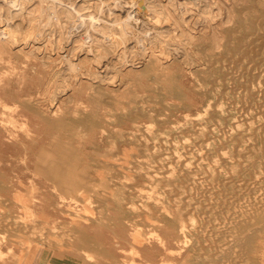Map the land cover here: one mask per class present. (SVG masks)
Returning a JSON list of instances; mask_svg holds the SVG:
<instances>
[{
    "label": "rangeland",
    "instance_id": "obj_1",
    "mask_svg": "<svg viewBox=\"0 0 264 264\" xmlns=\"http://www.w3.org/2000/svg\"><path fill=\"white\" fill-rule=\"evenodd\" d=\"M53 1L0 0V264H22L35 251H77L90 239L100 245L80 249L88 260L100 254L116 264H264V215L253 216L264 206V63L246 75L236 71L237 55L227 45L229 33L237 43L253 32L247 20L258 11H241L252 0L211 2L213 13L220 14L214 22L202 19L205 0L190 3L187 20H178L175 12L185 8V0H179L163 23L170 33L160 41L145 39L143 59L137 56L136 37L123 39L117 33L130 2L141 0ZM144 1L168 9L172 0ZM16 28L24 29L14 33Z\"/></svg>",
    "mask_w": 264,
    "mask_h": 264
},
{
    "label": "bare ground",
    "instance_id": "obj_2",
    "mask_svg": "<svg viewBox=\"0 0 264 264\" xmlns=\"http://www.w3.org/2000/svg\"><path fill=\"white\" fill-rule=\"evenodd\" d=\"M4 1H6V0H4ZM10 1V3H12L11 1L12 0H9ZM51 1H53V0H51ZM85 1V0H84ZM101 1V0H100ZM118 1H120V0H118ZM118 1H116V2H118ZM130 1V0H129ZM128 1V2H129ZM142 1V0H141ZM141 1H138V3H137V1H135V2H130L131 4L128 6V8H126L125 9V11H126V13H125V18L123 19V21H121L122 22V26L119 28V30L117 31V33L119 34V36L121 37V38H123V39H127V38H129V37H134V40H135V37H136V39H137V43L138 44H136L137 45V56H138V59H143L144 58V56H146V50L144 51V40L145 39H147V38H149V37H153V39H154V41H160V40H162V38H164V35H166V33L167 34H169L170 33V29L169 28H166L164 25H163V23H165L166 22V13L167 14H171L170 12H172L171 10H173L174 12L176 11V5L177 4H179L178 2H179V0H172L171 1V3L169 4V7H168V9L167 8H164V7H159L157 4H155V3H153L154 1H152V3L151 2H148V3H145V1H144V3H142ZM194 1H196V0H185L184 2L185 3H183L184 5H183V7H185V8H183V12H178V11H176L175 13H177V14H175V16L176 17H178L177 19L178 20H180V21H182V22H185L186 20H187V18H186V16L184 15L186 12H188V5L190 4V3H193ZM200 1V3H203V2H201V1H204V0H199ZM222 0H205L204 1V5H203V9H202V19L204 20V21H212V22H214V21H216V19H217V17H219V15H217V14H214L213 13V9L209 6L210 4H211V2H214V3H217L218 5H219V2H221ZM14 2H17V1H14ZM13 2V3H14ZM54 2V1H53ZM103 2V1H102ZM116 2H114L113 1V3H116ZM257 2H258V0H252V2H251V4H249V5H247V6H245V7H243L242 9L241 8H239V9H241V11H243V10H247V12L249 11V10H251L252 8H255L254 10H257L258 11V14L257 15H255V14H253V15H251V17L247 20L249 23H250V25H252V28L254 29L253 30V32H251V33H247V34H244L242 37H240V38H238V42L237 43H234L233 41H232V37L231 36H233L232 35V31H233V29L232 28H228V32H232V33H229L230 34V38H228V39H226V40H228L227 41V45L229 46V48L228 49H230V50H232L234 53H235V55H237L236 57L234 56V60H233V63L235 64V67L237 68V70L236 71H239V72H241V73H243V71H244V73L243 74H245V71H248V72H250V69H252L253 68V66L255 67V65H257L258 66V64L259 63H264V5L262 4V5H258L257 4ZM4 3V2H3ZM8 3V2H7ZM6 3V4H7ZM20 3V2H19ZM64 3V2H63ZM21 4V3H20ZM49 4V3H48ZM119 4V3H118ZM129 4V3H128ZM60 5H61V3H60ZM108 5V4H107ZM122 5V4H121ZM127 5V4H126ZM199 5V4H198ZM202 5V4H201ZM12 6V5H11ZM15 6H17V5H15ZM15 6H13L14 8H15ZM56 6V5H55ZM54 6V7H55ZM119 6V5H118ZM118 6L117 7H114V8H118ZM124 6H125V4H124ZM10 7V6H9ZM19 7V6H18ZM89 7V6H88ZM10 8H12V7H10ZM42 8V7H41ZM106 8V7H105ZM109 8V7H108ZM187 8V9H186ZM121 9V8H120ZM194 9V8H193ZM217 9V8H216ZM185 10V11H184ZM21 11V10H20ZM99 11H100V9H99ZM240 11V10H239ZM93 12H94V10H93ZM92 12V13H93ZM110 11H108V13H109ZM91 13V12H90ZM90 13L88 14V15H90ZM111 13V12H110ZM109 13V14H110ZM108 14V15H109ZM114 14V13H113ZM17 15H19V14H17ZM106 15V14H105ZM239 15H241L240 14V12H239ZM2 16V15H1ZM107 16V15H106ZM90 17V16H89ZM112 16H109V18H111ZM115 17H116V15H115ZM243 17V15L240 17V19L241 20H239V21H241L242 23L245 21V19L244 18H242ZM50 18V17H49ZM118 18V17H117ZM228 18V17H227ZM2 19V18H1ZM99 19V18H98ZM239 18H237V20H238ZM114 20H116V18L114 19ZM197 20V19H196ZM235 20V19H234ZM9 20H7V22H8ZM77 21V20H76ZM84 21V20H83ZM150 21L152 22V24H150ZM199 21V20H198ZM227 21H229V23L230 22H232V19L231 18H229ZM31 22V21H30ZM195 22V21H194ZM15 23H17V21L15 22ZM28 23V22H27ZM98 23V22H97ZM113 23V22H112ZM119 23V21H116V24H118ZM8 24V23H7ZM17 24H19V23H17ZM31 24V23H30ZM74 24V23H73ZM115 24V25H116ZM201 24V23H200ZM9 25V24H8ZM13 25V24H12ZM22 25V24H21ZM44 25V24H43ZM50 25V24H49ZM83 25V24H82ZM82 25H79V26H82ZM92 25V24H91ZM112 25V24H111ZM114 25V24H113ZM196 25V24H195ZM212 25V24H211ZM5 26V25H4ZM19 26V25H18ZM226 26V25H225ZM75 27V26H74ZM5 28V27H4ZM8 28H9V26H8ZM13 28V27H12ZM47 27H45V29H46ZM79 28V27H78ZM77 28V29H78ZM82 28V27H81ZM80 28V29H81ZM115 28H117V27H115ZM186 28V27H185ZM226 28V27H225ZM244 28V27H243ZM17 29L18 28H16V31H14V33L15 32H17V33H19V32H21L24 28H22V30H20L19 32L17 31ZM20 29V28H19ZM18 29V30H19ZM80 29H78V30H80ZM83 29V28H82ZM8 30V29H7ZM11 30V29H10ZM43 29H41V31H42ZM53 30V29H52ZM71 30V29H70ZM111 30H113V28L111 27ZM111 30H107V31H111ZM45 31V30H44ZM48 31V30H47ZM55 31V30H54ZM190 31V30H189ZM236 31H237V29H236ZM236 31H234V32H236ZM11 32V31H10ZM23 32V31H22ZM21 32V33H22ZM48 32H50V34H51V31H48ZM1 33H3L2 31H1ZM7 33H9V32H7ZM7 33H4V35L5 34H7ZM13 33V34H14ZM16 33V35H18ZM72 33V32H71ZM111 33V32H110ZM11 33H9V35H10ZM13 34H11V36L13 35ZM25 34V33H24ZM74 34H76V33H74ZM117 34V35H118ZM2 35V34H1ZM8 35V36H9ZM16 35H14V36H16ZM27 35V34H26ZM57 35H58V33H57ZM10 36V38H12ZM25 36V35H24ZM63 36V35H62ZM67 36H69V35H67ZM104 36V35H103ZM118 36V37H119ZM168 36V35H167ZM227 36V35H226ZM2 37H3V35H2ZM112 37V36H111ZM236 37V36H235ZM0 38H1V36H0ZM23 38V37H22ZM52 38V37H51ZM68 38V37H67ZM70 38V37H69ZM90 38V37H89ZM242 38V39H241ZM2 39V38H1ZM35 39V38H34ZM41 38H39L38 40H40ZM43 39V38H42ZM74 39V38H73ZM107 39V38H106ZM112 39V38H111ZM122 39V40H123ZM129 39H132V38H129ZM3 40V39H2ZM16 40V39H15ZM37 40V41H38ZM44 40H45V38H44ZM108 40V39H107ZM151 40V39H150ZM184 40V39H183ZM225 40V41H226ZM29 41H30V39H29ZM36 41V40H35ZM54 41V40H53ZM68 41H70V40H68ZM92 41V40H91ZM97 41H99V40H97ZM106 41V40H105ZM152 41V40H151ZM165 40H163V42H164ZM181 41V40H180ZM20 42V41H19ZM44 42V41H43ZM71 42V41H70ZM113 42V41H112ZM125 42V41H124ZM146 42V41H145ZM27 43V42H26ZM39 43V42H38ZM109 43V42H108ZM116 43V42H115ZM126 43V42H125ZM153 43V42H152ZM219 42L215 39L214 40V44H218ZM85 44H87V43H85ZM124 44V43H123ZM176 44V43H175ZM199 45H200V43H198ZM11 45V44H10ZM21 45V44H20ZM19 45V46H20ZM186 45V44H185ZM197 45V44H196ZM207 45V44H206ZM27 46V45H26ZM68 46V45H67ZM124 46H125V44H124ZM131 46V45H130ZM133 46V45H132ZM147 46V45H146ZM182 46V45H181ZM209 46V45H208ZM225 46V45H224ZM13 47V46H12ZM89 47H91V46H89ZM210 47V46H209ZM63 48H64V46H63ZM165 48H166V46H165ZM175 48V47H174ZM203 48V47H202ZM201 48V49H202ZM61 49H62V47H61ZM73 50H74V48H72ZM83 49V48H82ZM64 50V49H63ZM177 50V49H176ZM82 51V50H81ZM203 51V50H202ZM231 51V52H232ZM92 52V51H91ZM171 52H173V51H171ZM182 52V51H181ZM187 52V51H186ZM188 53V52H187ZM186 53V54H187ZM217 53V52H216ZM92 54V53H91ZM111 54V53H110ZM203 54V53H202ZM233 54V53H232ZM95 54L93 53V55L92 56H94ZM128 55V54H127ZM174 55V54H173ZM177 56V55H176ZM181 56V55H180ZM188 56V55H187ZM249 57V62H247V63H244V58L245 57ZM94 57H96V56H94ZM98 57V56H97ZM219 57H221V56H219ZM224 57V56H223ZM66 58V57H65ZM207 58H208V56H207ZM45 59V58H44ZM209 59V58H208ZM217 59V58H216ZM104 60V59H103ZM210 60V59H209ZM214 60V59H213ZM224 60V59H223ZM230 60V59H229ZM245 60H246V58H245ZM247 60V61H248ZM69 61L71 62V60L69 59ZM195 61V60H194ZM222 61V60H221ZM220 61V62H221ZM231 61V60H230ZM211 62V61H210ZM214 62H215V60H214ZM45 63V62H44ZM212 63V62H211ZM222 63V62H221ZM68 64V63H67ZM110 64V63H109ZM120 64V63H119ZM140 64V63H139ZM206 64V63H205ZM217 64V63H216ZM232 64V63H231ZM230 64V65H231ZM134 65V64H133ZM183 65H185V64H183ZM192 65H195V64H192ZM211 65V64H210ZM212 65H214V64H212ZM211 65V66H212ZM226 65V64H225ZM77 66V65H76ZM96 66V65H95ZM223 66V65H222ZM233 66V65H232ZM231 66V67H232ZM63 67V66H62ZM70 67H74V68H76L75 67V64H73V63H71L70 64ZM101 67V66H100ZM200 67V66H199ZM205 67H207V66H205ZM226 67V66H225ZM228 67V66H227ZM102 68V67H101ZM100 68V69H101ZM162 68V67H161ZM194 68V67H193ZM211 68V67H210ZM229 68V67H228ZM227 68V69H228ZM233 69H236V68H234V67H232ZM232 69V70H233ZM254 69V68H253ZM252 69V70H253ZM259 69V68H258ZM32 70L35 72V70L32 68ZM209 70V69H208ZM229 70V69H228ZM231 70V71H232ZM113 71V70H112ZM204 71V70H203ZM202 71V72H203ZM220 71H222V69L220 70ZM262 71H263V69H262ZM105 72V71H104ZM103 72V73H104ZM107 72V71H106ZM233 72H235L234 70L232 71V74H233ZM238 72V73H239ZM247 72V73H248ZM253 72V71H252ZM258 72V71H257ZM61 73V72H60ZM116 73V72H115ZM199 74H200V72H198ZM214 73V72H213ZM237 73V72H236ZM246 73V74H247ZM99 74V73H98ZM106 74V73H105ZM215 74V73H214ZM228 74V73H227ZM245 74V75H246ZM253 73H251V75H252ZM225 75V74H224ZM234 75V74H233ZM258 75V74H257ZM64 76V75H63ZM111 76V75H110ZM210 76V75H209ZM228 75H226V76H224V77H227ZM229 76H231V74L229 75ZM239 76H240V74H239ZM83 77V76H82ZM192 77V76H191ZM233 76H231L230 78H232ZM237 77V76H236ZM246 76H244V78H245ZM257 77H259V75L257 76ZM64 78V77H63ZM68 78V77H67ZM70 78V77H69ZM77 78V77H76ZM112 78V77H111ZM66 79V78H65ZM95 79V78H94ZM107 79H109V78H107ZM217 79H218V77H217ZM216 79V80H217ZM238 79V78H237ZM77 80V79H76ZM106 80V79H105ZM176 81H177V79H175ZM201 80V79H200ZM223 80H225V79H223ZM256 80V79H255ZM264 80V79H263ZM263 80H262V82H263ZM175 81V82H176ZM204 81V80H203ZM211 81V80H210ZM234 81V80H233ZM238 81V84L240 83L239 82V79L237 80ZM245 81H246V79H245ZM250 81H251V78H250ZM95 82V81H94ZM179 82V81H178ZM216 82V81H215ZM177 83V82H176ZM175 83V84H176ZM201 83H202V81H201ZM225 83V82H224ZM234 83V82H233ZM242 83V82H241ZM244 83V82H243ZM242 83V84H243ZM248 83H249V81H248ZM100 84V83H99ZM213 84H215V83H213ZM231 84H232V82H231ZM245 84V83H244ZM249 84H251V83H249ZM263 84H264V82H263ZM262 84V85H263ZM225 85V84H224ZM240 85V84H239ZM102 86H104V85H102ZM179 86V85H178ZM214 86V85H213ZM212 86V87H213ZM236 85H234V87H235ZM242 86H244V85H242ZM249 86H251V85H249ZM238 87H241V86H238ZM69 88V87H68ZM186 88V87H185ZM230 88H231V86H230ZM237 88V87H236ZM235 88V90L236 91H238V89H236ZM244 88H245V86H244ZM251 88H252V86H251ZM157 89H159V88H157ZM183 90V89H182ZM190 90V89H189ZM208 90V89H207ZM234 90V89H233ZM257 90H258V88H257ZM213 91H214V89H213ZM251 91V90H250ZM255 91V90H254ZM202 92V91H201ZM204 92V91H203ZM222 92V91H221ZM243 92H244V89H243ZM262 92H263V90H262ZM54 93V92H53ZM61 93H63V92H61ZM56 94V93H55ZM223 94H224V92H223ZM235 94H236V92H235ZM235 94H234V97H235ZM244 94V93H243ZM243 94H242V96H243ZM250 94H252L251 92H250ZM255 94V93H254ZM57 95H59V94H57ZM262 95V94H261ZM224 97H225V95H223ZM263 96V95H262ZM261 96V97H262ZM103 97H105V96H103ZM219 97V96H218ZM217 97V98H218ZM245 97V96H244ZM253 97V96H252ZM252 97H250V98H252ZM151 98V97H150ZM236 98V97H235ZM243 98V97H242ZM254 98L256 99V96H254ZM259 98V97H258ZM263 98H264V96H263ZM101 99V98H100ZM144 99V98H143ZM225 99V98H224ZM103 100H106L105 98L103 99ZM102 100V101H103ZM145 100V99H144ZM153 100V99H152ZM218 100V99H217ZM220 100V99H219ZM245 100V98L243 99V101ZM264 100V99H263ZM40 101V100H39ZM50 101H52V100H50ZM224 101V100H223ZM236 101V100H235ZM138 102V101H137ZM212 102V101H211ZM237 102V101H236ZM246 102H247V100H246ZM251 102V101H250ZM33 103V102H32ZM229 103H231V102H229ZM233 103V102H232ZM249 103V102H248ZM257 103V102H256ZM262 104L264 103L263 101L261 102ZM57 104V103H56ZM221 104V103H220ZM259 104V103H258ZM230 105V104H229ZM243 105V104H242ZM248 105H250V107H252L251 106V104H248ZM248 105H246V106H248ZM214 106V105H213ZM234 106V105H233ZM245 106V107H246ZM262 106V105H261ZM52 107V106H51ZM147 107V106H146ZM215 107V106H214ZM242 107L243 106H241V109H242ZM249 106L247 107V108H250ZM259 107V106H258ZM218 109H219V107H217ZM220 108H221V105H220ZM227 108V107H226ZM240 108V107H239ZM148 109H151V108H148ZM147 109V110H148ZM187 109V108H186ZM233 109H234V107H233ZM138 110H139V107H138ZM215 110L217 111V109L215 108ZM222 110V109H221ZM227 110V113H228V109H226ZM247 111H248V109H246ZM245 110V111H246ZM255 110V109H254ZM258 110H260V108L258 109ZM263 110V109H262ZM211 112V111H210ZM237 112H239V110L237 109ZM259 113L261 114V110L259 111ZM258 113V114H259ZM153 114H155L154 112H153ZM212 114V113H211ZM242 114V113H241ZM263 114V113H262ZM117 115V114H116ZM143 115V114H142ZM248 115V114H247ZM132 116V115H131ZM203 116V115H202ZM117 117V116H116ZM192 117V116H191ZM198 117V116H197ZM227 117L228 116H226V118H225V120L227 119ZM238 117V116H237ZM244 117V116H243ZM242 117V118H243ZM254 117H256V115L254 116ZM193 118H195V117H193ZM213 118V117H212ZM259 118V117H258ZM264 118V117H263ZM244 119H246V118H244ZM195 120H196V118H195ZM213 120V119H212ZM235 120V119H234ZM238 120H243V119H238ZM237 120V121H238ZM247 120V119H246ZM250 120V119H249ZM95 121V120H94ZM207 121V120H206ZM158 122V121H157ZM214 122V121H213ZM226 122H227V120H226ZM240 123H242V121H239ZM238 122V123H239ZM256 122V121H255ZM163 123V122H162ZM167 123H169V122H167ZM171 123V122H170ZM237 122H236V124H238ZM254 123V122H253ZM159 124V123H158ZM235 124V123H234ZM233 124V125H234ZM246 124V123H245ZM262 124H264V123H262ZM173 125V124H172ZM195 125H197V124H195ZM247 125V124H246ZM258 126V125H257ZM160 127V126H159ZM195 127V126H194ZM198 126H196V128H197ZM247 127H249L248 125H247ZM246 127V128H247ZM141 129H142V127H140ZM224 128V127H223ZM225 128H227V126L225 127ZM235 128V127H234ZM233 128V129H234ZM239 128V127H238ZM250 128V127H249ZM201 129V128H200ZM206 129V128H205ZM209 129H210V127H209ZM214 129V128H213ZM221 130H223L222 128H220ZM262 129H264L263 127H262ZM143 130L144 129H142V132H143ZM196 130V129H195ZM220 130V131H221ZM231 130V129H230ZM256 130V129H255ZM154 131V130H153ZM201 131V130H200ZM227 131H228V129H227ZM227 131H226V134H227ZM232 131V130H231ZM234 131H235V129H234ZM257 131V130H256ZM149 132V131H148ZM152 132V131H151ZM155 132V131H154ZM233 132V131H232ZM239 132H240V130H239ZM254 132V131H253ZM178 133V132H177ZM184 133V132H183ZM210 133V132H209ZM209 133H207V134H209ZM222 133V132H221ZM185 134V133H184ZM206 134V135H207ZM211 134H212V132H211ZM225 134V135H226ZM261 134H262V132H261ZM142 135V134H141ZM179 135V134H178ZM214 135V134H213ZM221 135V134H220ZM249 135V134H248ZM252 135V134H251ZM138 136V135H137ZM150 136V135H149ZM256 136V135H255ZM143 137V136H142ZM171 137V136H170ZM206 137V136H205ZM228 137V136H227ZM227 137H226V139H227ZM193 138V137H192ZM236 138V137H235ZM254 138H256V137H254ZM263 138V137H262ZM127 139V138H126ZM150 139V138H149ZM160 139V138H159ZM184 139V138H183ZM182 139V140H183ZM185 139H187V138H185ZM189 139V138H188ZM210 139H212V138H210ZM219 139H220V136H219ZM145 140V139H144ZM152 140V139H151ZM193 140V139H192ZM209 140V139H208ZM232 140V139H231ZM249 140H250V138H249ZM255 140H257V139H255ZM254 140V141H255ZM261 140H263V139H261ZM140 141H141V139H140ZM159 141H162V139L161 140H159ZM171 141V140H170ZM185 141V140H184ZM183 141V142H184ZM189 141V140H188ZM187 141V142H188ZM207 141V140H206ZM221 141V140H220ZM228 141V140H227ZM230 141V140H229ZM258 141V140H257ZM127 142V141H126ZM150 142V141H149ZM180 142H181V140H180ZM198 142H199V140H198ZM161 143V142H160ZM171 143V142H170ZM189 143V142H188ZM263 143V142H262ZM150 144H152L151 142H150ZM154 144V143H153ZM198 144V143H197ZM197 144H196V146H197ZM221 144V143H220ZM240 144V143H239ZM249 144V143H248ZM257 144V143H256ZM256 144H254V146L256 145ZM142 145H143V143H142ZM225 146H226V144H224ZM150 146V145H149ZM169 146V145H168ZM219 146H221V145H219ZM234 146V145H233ZM237 146V145H236ZM261 146L263 147L264 145L263 144H261ZM170 148H171V145L169 146ZM183 147H185L186 148V146H183ZM238 147V146H237ZM149 148H151V146L149 147ZM162 148V147H161ZM190 148H191V146H190ZM189 148V149H190ZM193 148V147H192ZM192 148H191V150H192ZM195 148V147H194ZM197 148H199L200 149V147L198 146ZM203 148V147H202ZM207 148H208V146H207ZM221 148V147H220ZM246 148V147H245ZM250 148V147H249ZM264 148V147H263ZM118 149H119V147H118ZM180 149H182V148H180ZM184 149V148H183ZM218 149H219V147H218ZM235 149H237V148H235ZM152 150V149H151ZM171 150V149H170ZM194 150H196V149H194ZM203 149H201V151H202ZM215 150H216V148H215ZM220 150V149H219ZM228 150V149H227ZM234 150V149H233ZM242 150V149H241ZM193 151V150H192ZM198 151V150H197ZM197 151H195V152H197ZM224 151V150H223ZM250 151V150H249ZM170 152H172V150L170 151ZM186 152V151H185ZM188 152V151H187ZM191 152V151H190ZM199 152V151H198ZM202 152H204V151H202ZM217 152H219V151H217ZM222 152V151H221ZM227 152V151H226ZM251 152V151H250ZM141 153V152H140ZM153 153V152H152ZM172 153H175V152H172ZM181 153V152H180ZM189 153V152H188ZM205 153H207V151L205 152ZM234 153H236V151L234 152ZM247 153V152H246ZM249 153V152H248ZM163 154V153H162ZM167 154V153H166ZM182 154H183V152H182ZM195 154V153H194ZM200 154V153H199ZM208 154V153H207ZM237 154V153H236ZM243 154H245V153H243ZM164 155V154H163ZM170 155V154H169ZM168 155V156H169ZM178 155V154H177ZM174 156V159H175V157H178V156ZM208 155H210V153L208 154ZM225 155V154H224ZM229 155V154H228ZM227 155V156H228ZM240 155L242 156V154L240 153ZM246 155V154H245ZM187 156V155H186ZM192 156V155H191ZM200 156H201V154H200ZM204 156V154L202 155V157ZM226 156V157H227ZM262 156H263V154H262ZM180 157V156H179ZM178 157V158H179ZM184 157V156H183ZM199 157V156H198ZM198 157H196L197 158V160L199 159ZM202 157H200V159L199 160H201V161H204V160H202ZM210 157V156H209ZM225 157V156H224ZM244 157V156H243ZM156 158V157H155ZM170 158V157H169ZM177 158V159H178ZM221 158V157H220ZM219 158V159H220ZM257 158V157H256ZM261 158V157H260ZM183 159V158H182ZM181 159V160H182ZM185 159V158H184ZM186 159H189V158H186ZM203 159H204V157H203ZM217 159V158H216ZM226 158H224V160H225ZM230 159V158H229ZM180 160V161H181ZM210 160V159H209ZM223 160V159H222ZM235 160H236V158H235ZM234 160V161H235ZM258 160V159H257ZM185 161V160H184ZM195 161V160H194ZM215 161H217V160H215ZM252 161H254V160H252ZM255 161H256V159H255ZM169 162V164H170V161H168ZM196 162V161H195ZM209 162V161H208ZM242 162V161H241ZM133 163V162H132ZM193 163V162H192ZM215 163V162H214ZM216 163H218V162H216ZM223 163V162H222ZM264 163V162H263ZM262 163V164H263ZM194 164V163H193ZM204 164H205V162H204ZM207 164V163H206ZM243 164V163H242ZM156 165H158V164H156ZM174 165V164H173ZM209 165H210V163H209ZM212 165V164H211ZM214 165H216V164H214ZM213 165V166H214ZM241 165V164H240ZM250 165V164H249ZM264 165V164H263ZM195 166H197L196 164H195ZM199 166V165H198ZM217 166H218V164H217ZM216 166V167H217ZM247 166V164L245 165V167ZM252 166H254V163H253V165ZM255 166H256V164H255ZM174 167V166H173ZM175 167H176V165H175ZM215 167V168H216ZM147 168V167H146ZM169 168V167H168ZM168 168H165L166 170L168 169ZM210 168V167H209ZM248 168V167H247ZM263 168V167H262ZM148 169V168H147ZM156 169V168H155ZM173 169V168H172ZM171 169V170H172ZM164 170V169H163ZM170 170V171H171ZM180 170V169H179ZM216 170V169H215ZM220 170H222L221 168H220ZM168 171V170H167ZM216 171H218V170H216ZM233 171V170H232ZM256 171V170H255ZM178 172V171H177ZM176 172V173H177ZM201 172V171H200ZM221 172H224V171H221ZM228 173H229V170L227 171ZM143 173V172H142ZM151 173V172H150ZM172 173H174L175 174V172H172ZM184 173H185V171H184ZM218 173V172H217ZM239 173V172H238ZM183 174V173H182ZM186 174V173H185ZM184 174V175H185ZM209 174V173H208ZM230 174V173H229ZM200 174L198 173V175L197 176H199ZM210 175V174H209ZM252 175V174H251ZM136 176V175H135ZM139 176V175H138ZM141 176H142V174H141ZM146 176H148V175H146ZM137 177V176H136ZM208 177V176H207ZM217 177H218V175H217ZM230 177H231V175H230ZM229 177V178H230ZM238 177H240V175L238 176ZM253 177V176H252ZM259 178H260V175L258 176ZM202 178V177H201ZM200 178V180L201 181H203L202 179ZM242 178V177H241ZM259 178H257V179H259ZM137 179V178H136ZM153 179V178H152ZM207 179V178H206ZM226 179H228V178H226ZM234 179V178H233ZM253 179V178H252ZM262 179V178H261ZM264 179V178H263ZM183 180V179H182ZM187 180H188V178H187ZM196 180V179H195ZM194 180V181H195ZM197 180H199V179H197ZM214 180V179H213ZM218 180V179H217ZM223 180V179H222ZM206 181V180H205ZM221 181V180H220ZM253 181V180H252ZM254 181H256V180H254ZM261 181V180H260ZM259 181V182H260ZM190 182V181H189ZM204 182V181H203ZM202 182V183H203ZM214 182H215V180H214ZM236 182V181H235ZM237 182H238V180H237ZM257 182V181H256ZM196 184H197V182H195ZM220 183V182H219ZM229 183V182H228ZM243 183H246V181L245 182H243ZM254 183V182H253ZM258 183V182H257ZM163 184V183H162ZM177 184V183H176ZM217 184V183H216ZM227 184V183H226ZM236 184V183H235ZM241 184V183H240ZM161 185V184H160ZM159 185V186H160ZM182 185H183V183H182ZM192 185L193 184H191V187H192ZM215 185V184H214ZM244 185V184H243ZM249 185V184H248ZM250 185H251V183H250ZM199 186V185H198ZM203 186V185H202ZM205 186V185H204ZM203 186V187H204ZM211 186V185H210ZM236 186H238V185H236ZM255 186H256V184H255ZM262 186H264V185H262ZM161 187H162V185H161ZM208 187H209V185H208ZM254 187V186H253ZM253 187L251 188V189H253ZM260 187V186H259ZM167 188V187H166ZM196 188H198V187H196ZM205 188H207V186L205 187ZM219 188H221V187H219ZM227 188H228V186H227ZM234 188H236V187H234ZM243 188V187H242ZM168 189V188H167ZM177 189V188H176ZM175 189V190H176ZM187 189V188H186ZM203 189V188H202ZM208 189V188H207ZM211 189H212V187H211ZM222 189V188H221ZM220 189V190H221ZM249 189V188H248ZM255 189V188H254ZM160 190H162V189H160ZM203 190H206V189H203ZM202 190V191H203ZM209 190L210 189H208V192H209ZM247 190V189H246ZM257 190H258V188H257ZM262 190V189H261ZM164 191V190H163ZM179 191V190H178ZM196 191V190H195ZM198 191V190H197ZM196 191V192H197ZM227 191V190H226ZM235 191V190H234ZM236 191H238V190H236ZM235 191V192H236ZM244 191H245V189H244ZM243 191V192H244ZM251 191H253V190H251ZM131 192V191H130ZM161 191H159L158 190V193H160ZM195 192V193H196ZM199 192V191H198ZM205 192H207V191H205ZM215 192H217V191H215ZM222 192V191H221ZM248 192V191H247ZM262 192V191H261ZM261 192H259V193H261ZM133 193V192H132ZM139 193V192H138ZM167 193V192H166ZM224 193V195H225V192H222L221 194H223ZM226 193H228V192H226ZM253 193V192H252ZM263 193V192H262ZM135 194H136V192H135ZM186 194H187V191H186ZM193 194V193H192ZM205 195H206V193H204ZM208 194V193H207ZM235 194V193H234ZM243 194V193H242ZM254 194V193H253ZM253 194H251L250 195V197L253 195ZM139 195V194H138ZM143 195V194H142ZM165 195V194H164ZM189 195V194H188ZM196 195H198V194H196ZM214 195H215V193H214ZM245 195V194H244ZM260 195V194H259ZM259 195H257V196H259ZM144 196V195H143ZM169 196V195H168ZM173 196V195H172ZM171 196V197H172ZM195 196V194H193V197ZM204 196V195H203ZM231 196H233V195H231ZM230 196V197H231ZM240 196V195H239ZM256 196V197H257ZM261 196H263V195H261ZM260 196V197H261ZM171 197H170V200H171ZM187 197V196H186ZM200 198V197H199ZM199 198H196V199H199ZM204 198V197H203ZM213 198V197H212ZM216 198V197H215ZM235 198H237V197H235ZM240 198V197H239ZM245 198V197H244ZM252 198V197H251ZM258 198L259 197H257V201H258ZM262 198V197H261ZM147 199V198H146ZM149 199V198H148ZM161 199V198H160ZM195 199V198H194ZM207 199V198H206ZM219 199H221V198H219ZM232 199H234V198H232ZM240 199H242V195H241V198ZM126 200H129V199H126ZM162 200H163V198H162ZM183 200H185V199H183ZM201 200V199H200ZM223 200H225L224 198H223ZM237 200V199H236ZM235 199H234V201H236ZM252 200V199H251ZM250 200V201H251ZM4 201V200H3ZM136 201H138V200H136ZM226 201H227V199H226ZM226 201H225V203H226ZM247 201V198H246V200H245V202ZM127 202V201H126ZM140 202V201H139ZM185 202V201H184ZM208 203H209V201H207ZM211 202V201H210ZM223 202V201H222ZM222 202H220V203H222ZM242 202V201H241ZM252 202H254V201H252ZM252 202H250V203H252ZM259 202V201H258ZM129 203V202H128ZM152 203V202H151ZM150 203V204H151ZM195 203H197V202H195ZM201 203H203V202H201ZM216 203V202H215ZM219 203V202H218ZM219 203V204H220ZM236 203V202H235ZM248 202H246V204H247ZM262 204H260V205H263V201L261 202ZM164 204V203H163ZM166 204V203H165ZM164 204V205H165ZM128 205H130V204H128ZM137 205V204H136ZM153 205V204H152ZM151 205V206H152ZM161 205V204H160ZM192 205H194V204H192ZM204 205H206V204H204ZM209 205V204H208ZM221 205V204H220ZM220 205H218V206H220ZM232 205V204H231ZM235 204H233V206H234ZM250 205V204H249ZM255 205V204H254ZM132 206V205H131ZM130 206V207H131ZM138 207H139V205H137ZM142 206V205H141ZM174 206V205H173ZM185 206V205H184ZM212 206H213V202H212ZM225 206H226V204H225ZM224 206V207H225ZM236 206V205H235ZM238 206V205H237ZM241 206H242V204H241ZM240 206V207H241ZM259 206V205H258ZM124 207V206H123ZM128 207V206H127ZM132 207H134V206H132ZM131 207V208H132ZM150 207V206H149ZM165 207V206H164ZM172 207V206H171ZM204 207V206H203ZM240 207H238V208H240ZM252 207V206H251ZM257 207V206H256ZM255 207V208H256ZM260 207V206H259ZM258 207V208H259ZM140 208V207H139ZM163 210L166 208H163V206L161 207ZM173 208V207H172ZM194 207L192 206V208H190V209H193ZM213 208H214V206H213ZM217 208V210H218V207H216ZM228 208V207H227ZM229 208H231L230 206H229ZM253 208V207H252ZM148 209V208H147ZM158 209H159V207H158ZM157 209V210H158ZM162 209L160 210V212H162ZM189 209V210H190ZM195 209V208H194ZM237 209V208H236ZM240 209H242V208H240ZM244 209V208H243ZM242 209V210H243ZM248 209H250V207L248 208ZM263 210H261V213L257 210H254V212H253V216L254 217H256V216H261V215H264V206H263V208H262ZM139 210H141V209H139ZM154 210V209H153ZM173 210V209H172ZM222 210H223V208H222ZM224 210H225V208H224ZM252 210V211H253ZM143 211V210H142ZM159 211V210H158ZM166 210H164L163 212H165ZM170 211V210H169ZM220 211H221V208H220ZM238 210H236V212H237ZM244 211V210H243ZM1 212V211H0ZM153 212V211H152ZM157 212V211H156ZM168 212V211H167ZM166 212V213H167ZM173 212V211H172ZM202 212H203V208H202ZM206 212V211H205ZM208 212V211H207ZM215 212V211H214ZM226 212V211H225ZM224 212V213H225ZM232 212V211H231ZM234 212V211H233ZM239 212V211H238ZM12 213V212H11ZM149 213V212H148ZM154 213V212H153ZM174 213V212H173ZM195 213V212H194ZM198 214L200 213V212H197ZM220 213V212H219ZM168 214V213H167ZM188 214V213H187ZM186 214V215H187ZM196 214V213H195ZM194 214V215H195ZM198 214H196V216H198ZM202 214V213H201ZM210 214V213H209ZM216 214H217V211H216ZM231 214V213H230ZM239 214V213H238ZM237 214V215H238ZM244 214H246V213H244ZM248 214V213H247ZM159 215V214H158ZM161 215V214H160ZM170 215V214H169ZM171 215H173L172 213H171ZM219 215V214H218ZM228 215V214H227ZM11 216V215H10ZM185 216V215H184ZM195 216V217H196ZM200 216V215H199ZM207 216V215H206ZM206 216H204V217H206ZM217 216V215H216ZM240 216V219L242 218L241 217V215H239ZM156 217V216H155ZM159 217V216H158ZM161 217V216H160ZM172 217V216H171ZM225 217V216H224ZM2 218H4V215H3V217ZM11 218V217H10ZM207 218V217H206ZM211 218V217H210ZM209 218V219H210ZM213 218V217H212ZM214 218H215V216H214ZM218 218V217H217ZM135 219V218H134ZM189 219V218H188ZM199 219H201L200 217H199ZM228 219V218H227ZM227 219H225V220H227ZM163 220V219H162ZM187 220V219H186ZM206 220V219H205ZM223 220V219H222ZM242 220V219H241ZM248 220V219H247ZM255 220V219H254ZM97 221V220H96ZM197 221V220H196ZM6 222V221H5ZM185 222V221H184ZM191 222V221H190ZM216 222V221H215ZM219 222H220V220H219ZM252 222V221H251ZM255 222V221H254ZM2 223V222H1ZM188 223V222H187ZM193 223V222H192ZM199 223V222H198ZM201 223V222H200ZM205 222H203V225H205L204 224ZM212 223V222H211ZM263 223V222H262ZM6 224V223H5ZM195 224V223H194ZM218 224V223H217ZM223 224V223H222ZM231 224V223H230ZM29 225V224H28ZM215 225V224H214ZM213 225V226H214ZM5 226V225H4ZM16 226V225H15ZM199 226V225H198ZM212 226V227H213ZM216 226V225H215ZM218 226V225H217ZM230 226V225H229ZM1 227H3L2 225H1ZM29 227V226H28ZM187 227V226H186ZM204 227V226H203ZM209 227V226H208ZM211 227V226H210ZM225 227V226H224ZM227 227V226H226ZM3 228H5V227H3ZM190 228V227H189ZM192 228V227H191ZM198 228V227H197ZM221 227L219 226V229H220ZM2 229V228H1ZM19 229V228H18ZM180 229H182V228H180ZM208 229V228H207ZM211 229V228H210ZM187 230H189V229H187ZM201 230H203L202 229V226H201ZM228 230V229H227ZM226 230V231H227ZM54 231H56V230H54ZM198 231H199V229H198ZM191 232V231H190ZM213 232V231H212ZM192 233V232H191ZM204 234V233H203ZM212 234V233H211ZM185 235V234H184ZM201 235V234H200ZM226 235H227V233H226ZM225 235V236H226ZM236 235V234H235ZM35 236H36V234H35ZM202 236V235H201ZM217 236V235H216ZM236 236H239V235H236ZM200 237V236H199ZM205 237H206V235H205ZM145 238V237H144ZM196 238H198V237H196ZM231 238V237H230ZM236 239H237V237H235ZM214 239V238H213ZM229 239V238H228ZM233 238H231V242L234 240H232ZM135 240H140V239H138V237H136V239ZM207 240V239H206ZM216 240L214 239V242H215ZM238 241V240H237ZM244 241V240H243ZM208 242V241H207ZM234 242H235V240H234ZM201 243V242H200ZM228 243V242H227ZM246 243V242H245ZM206 244V243H205ZM217 244H219V243H216V245ZM207 245V244H206ZM214 245H215V243H214ZM220 245V244H219ZM218 245V246H219ZM224 245V247H225V243L223 244ZM230 245V244H229ZM228 245V246H229ZM242 245V244H241ZM212 246V245H211ZM218 246L216 247L217 249H218ZM227 246V248H229ZM239 246H240V244H239ZM246 246V245H245ZM194 247V246H193ZM204 247H205V245H204ZM220 247H222V249H220L219 248V250H222V252L226 249V247H225V249L223 250V246L221 245ZM231 247V246H230ZM233 247V246H232ZM231 247V248H232ZM241 247V246H240ZM244 247V246H243ZM230 248V249H231ZM245 249H246V247H245ZM232 250V249H231ZM234 250V249H233ZM238 251L239 250H237V253H238ZM216 252V251H215ZM217 252H219L218 250H217ZM231 252H233V251H231ZM235 252H236V250H235ZM227 253L228 252H226V256H227ZM203 254V253H202ZM224 254V253H223ZM232 254V253H231ZM239 254V253H238ZM237 254V255H238ZM18 255V254H17ZM204 255V254H203ZM236 255V256H237ZM230 256V255H229ZM235 256V255H234ZM234 256H231V257H234ZM242 256V255H241ZM247 256V255H246ZM202 257V256H201ZM223 257V256H222ZM225 257V256H224ZM228 257V256H227ZM229 258V257H228ZM227 258V259H228ZM250 258V257H249ZM206 260L208 259V258H205ZM212 259V258H211ZM213 259H216V258H213ZM233 259V258H232ZM200 260H202V259H200ZM210 260V259H209ZM224 260V259H223ZM226 260V259H225ZM224 260V261H225ZM235 260V259H234ZM198 261V260H197ZM211 261V260H210ZM215 261V260H214ZM228 261V260H227ZM227 261L225 262V263H227ZM206 262V261H205ZM218 262V261H217ZM216 262V263H217ZM215 263V264H216ZM224 263V262H223ZM224 263V264H225ZM229 263V262H228ZM227 263V264H228ZM17 264V263H16ZM206 264H208V263H206ZM210 264H212V262L210 263ZM217 264H219V263H217ZM233 264V263H232Z\"/></svg>",
    "mask_w": 264,
    "mask_h": 264
},
{
    "label": "crops",
    "instance_id": "obj_3",
    "mask_svg": "<svg viewBox=\"0 0 264 264\" xmlns=\"http://www.w3.org/2000/svg\"><path fill=\"white\" fill-rule=\"evenodd\" d=\"M97 241L100 245V241L97 239L88 240V244L82 246L76 245L79 248L77 251L60 250V251H35L30 254L28 261H23L22 264H116L115 262H107L103 260L100 254H96L98 259L88 260L81 253L80 249H92L97 247ZM92 243V244H91ZM84 252V251H82ZM27 260V259H26ZM139 264H159L161 262L155 261H138Z\"/></svg>",
    "mask_w": 264,
    "mask_h": 264
}]
</instances>
